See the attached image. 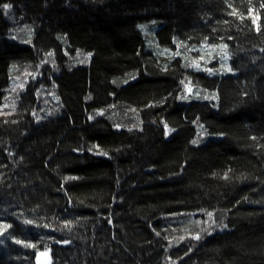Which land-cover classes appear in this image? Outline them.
<instances>
[{
	"label": "trees",
	"instance_id": "obj_1",
	"mask_svg": "<svg viewBox=\"0 0 264 264\" xmlns=\"http://www.w3.org/2000/svg\"><path fill=\"white\" fill-rule=\"evenodd\" d=\"M41 253L264 264V0H0V264Z\"/></svg>",
	"mask_w": 264,
	"mask_h": 264
},
{
	"label": "water",
	"instance_id": "obj_2",
	"mask_svg": "<svg viewBox=\"0 0 264 264\" xmlns=\"http://www.w3.org/2000/svg\"><path fill=\"white\" fill-rule=\"evenodd\" d=\"M48 254L46 253H41L37 256L36 263L37 264H47L48 263Z\"/></svg>",
	"mask_w": 264,
	"mask_h": 264
},
{
	"label": "snow or ice",
	"instance_id": "obj_3",
	"mask_svg": "<svg viewBox=\"0 0 264 264\" xmlns=\"http://www.w3.org/2000/svg\"><path fill=\"white\" fill-rule=\"evenodd\" d=\"M5 7H8L7 5Z\"/></svg>",
	"mask_w": 264,
	"mask_h": 264
},
{
	"label": "rangeland",
	"instance_id": "obj_4",
	"mask_svg": "<svg viewBox=\"0 0 264 264\" xmlns=\"http://www.w3.org/2000/svg\"><path fill=\"white\" fill-rule=\"evenodd\" d=\"M225 59V58H224Z\"/></svg>",
	"mask_w": 264,
	"mask_h": 264
}]
</instances>
